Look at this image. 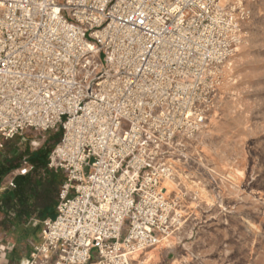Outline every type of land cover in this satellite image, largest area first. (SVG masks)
<instances>
[{
	"label": "built area",
	"instance_id": "obj_1",
	"mask_svg": "<svg viewBox=\"0 0 264 264\" xmlns=\"http://www.w3.org/2000/svg\"><path fill=\"white\" fill-rule=\"evenodd\" d=\"M259 1L0 0V148L61 132L56 213L28 264H132L181 228L161 186Z\"/></svg>",
	"mask_w": 264,
	"mask_h": 264
},
{
	"label": "rangeland",
	"instance_id": "obj_2",
	"mask_svg": "<svg viewBox=\"0 0 264 264\" xmlns=\"http://www.w3.org/2000/svg\"><path fill=\"white\" fill-rule=\"evenodd\" d=\"M250 10L213 109L185 144L183 154L171 159L174 175L165 186L175 183L180 188L170 193L171 199L181 198L179 234L139 264H264V0L250 4ZM127 128L122 122L121 131ZM60 135L59 130L26 131L4 142L0 161L6 159L17 167L2 181L0 194L13 188L15 177L31 171L32 153L47 150L48 162ZM54 173L63 179L62 173ZM3 218L1 213L0 221ZM42 221L18 234L0 227V245L24 250L37 245ZM167 246L171 247L168 261L161 256Z\"/></svg>",
	"mask_w": 264,
	"mask_h": 264
},
{
	"label": "trees",
	"instance_id": "obj_3",
	"mask_svg": "<svg viewBox=\"0 0 264 264\" xmlns=\"http://www.w3.org/2000/svg\"><path fill=\"white\" fill-rule=\"evenodd\" d=\"M47 156V150L32 153L28 157L31 171L24 176L15 177L13 188L0 194V214H4L0 227L8 230L13 228L18 234L21 229L26 231V227L34 221L54 216L63 179L59 173L47 169ZM16 167L17 164L6 159L0 161V185Z\"/></svg>",
	"mask_w": 264,
	"mask_h": 264
},
{
	"label": "crops",
	"instance_id": "obj_4",
	"mask_svg": "<svg viewBox=\"0 0 264 264\" xmlns=\"http://www.w3.org/2000/svg\"><path fill=\"white\" fill-rule=\"evenodd\" d=\"M161 187L165 189L166 194H167L168 197H170V193L172 194V193H175V191H180L179 186H176L175 183H173V186L167 187V186H165V182H164L163 186H161ZM180 208H181V204H180L179 209ZM55 213H56V209H55ZM179 213L181 215L180 211H179ZM46 219H49V218H46ZM46 219H44V220H46ZM42 222H41V224H42ZM178 231H180V230H178ZM177 232L174 234L175 236L173 235L175 238H177L176 235L179 234ZM172 238L173 237L171 236L169 238L163 239V240H161V242L157 246H155V247H153V248L141 253L140 255L136 256L133 259L132 264H139L140 261H142L152 250H155L158 246H160L161 243H163L164 241H168V240H170ZM39 239H40V236H39ZM32 248L33 247L24 250L23 248H16V247H13L11 245L2 244V245H0V264H28V262H29V254H30ZM163 249H165L167 252H165V253L163 252L161 254V256H162L163 259L168 261V258H169V255H170L169 253H171L170 252L171 247L167 246L166 248H163Z\"/></svg>",
	"mask_w": 264,
	"mask_h": 264
},
{
	"label": "bare ground",
	"instance_id": "obj_5",
	"mask_svg": "<svg viewBox=\"0 0 264 264\" xmlns=\"http://www.w3.org/2000/svg\"><path fill=\"white\" fill-rule=\"evenodd\" d=\"M224 75H225V72L223 73V76L222 77H224ZM234 175H236V177H239L240 176V174L237 173V172H236V174L234 173Z\"/></svg>",
	"mask_w": 264,
	"mask_h": 264
}]
</instances>
